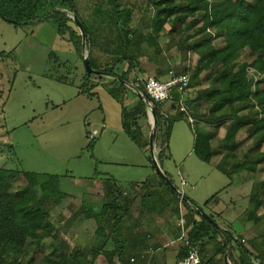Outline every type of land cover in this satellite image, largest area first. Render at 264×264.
<instances>
[{
  "label": "rangeland",
  "instance_id": "obj_1",
  "mask_svg": "<svg viewBox=\"0 0 264 264\" xmlns=\"http://www.w3.org/2000/svg\"><path fill=\"white\" fill-rule=\"evenodd\" d=\"M122 1L133 8L137 6L135 20L131 23L144 26L142 32L148 34L153 10L145 6L144 2L147 0ZM99 2L98 9L102 11L96 13L91 6L80 4L86 8V13L90 14L89 17L86 14L85 16L88 17L94 38L93 54L104 56L112 52H121L123 43L118 33L120 23H117L115 12L112 10L113 0ZM141 4L143 8L140 7ZM68 14L73 15L69 11ZM188 27L189 24L183 27L186 33L191 32ZM165 28L161 37L158 31L151 29V35L154 36L151 49H146L139 57L140 65L130 66L128 61H124L116 66L115 70H118L119 74L130 69L128 72L130 82L126 81L127 88H121L118 99L108 89L110 85L117 86L112 75L94 74L84 85L86 70L83 56L90 53L86 42L79 53L69 39V34L59 33L52 20H41L34 24L15 23L0 15V170H7L5 180L1 183L2 189L22 188L25 179L20 171H32L58 174L60 189L66 192L61 204L51 207L50 216L56 231L42 242L30 243L23 264L28 263L32 255L36 264H43L45 261L43 256L52 249L58 248L57 253H60L77 247L82 248L85 257L93 260L95 264H110V257L105 252L111 249L112 245L104 242L102 236L95 235L98 222L95 218L86 217L82 202L99 206L113 198L114 195L103 196V180L110 181L112 178L120 181L146 180L156 170L153 167L151 150H143L126 133L123 124L126 119L123 115V105L132 108L137 103L140 97L137 89L146 76L164 79L170 72H183L187 65L195 66L198 54L187 51V59L183 60L176 44L180 34L177 29L173 30L169 21ZM214 42L218 47L223 44L222 39L217 37L214 38ZM152 55H155L156 59L148 60ZM107 59L109 60L108 57ZM241 61L243 59L240 58L239 63ZM169 67L172 71L168 70ZM205 73L203 72L201 76ZM193 81L195 83V80ZM88 84H93L94 87L82 92L83 85ZM204 86V82L197 86L192 85L182 94L178 107L182 108L185 105L184 100L192 94L191 90L194 93ZM171 104L172 100L165 102L164 109L167 112L171 111ZM202 108L205 109L204 106ZM248 113L251 116H258L259 108L256 106L240 112L241 115ZM147 118L149 121V107ZM149 124L151 128L152 125ZM228 124L229 121L221 123L218 133L211 140L210 145L214 149L217 162L229 166L235 160L253 161L260 151L264 152V141L256 147L259 135L249 136L247 129L241 131L234 147L225 146L222 138ZM204 126L209 130L215 128L213 124ZM204 126L194 125L188 119L176 122L168 139V148L158 159V163L179 190L184 191V194L186 191H193L198 205L204 212L208 214L213 212L234 237H239V233L245 230L244 226L251 223L250 230L256 240V247L259 242L264 246L262 244L264 204L256 211L257 215L250 218L251 221L247 219L248 222L242 223V217L247 212L245 209L250 207L247 195L252 192L256 183L254 177L252 181L254 174L243 169L229 176L202 158L205 149L201 148L199 152L193 150L196 143L195 129L204 131ZM93 130H97L98 134L91 139L90 132ZM158 151L159 148L155 145L156 155ZM260 165L264 168V162ZM179 174L187 178V184L181 183ZM146 190L147 188L141 186L139 189L135 188V194L131 197L133 200L126 203L129 204L131 213L124 215L122 229H131L133 224L146 215L145 211L141 212L139 209L140 199ZM120 192L124 195L123 190ZM129 194L125 193L127 196ZM149 200L156 201L154 195L150 196ZM169 207L167 216L162 215V219L172 224L174 232L172 240L161 242L169 244L165 247L169 248V251L162 264H175L177 261L175 250L181 243L184 245L183 239H179L181 231L176 228L179 227L177 221L180 214L183 213L185 217L188 240L187 223L192 219L188 210L179 202ZM176 207L178 211H175ZM195 214L199 221L206 219L197 211ZM148 234L152 235V230L142 228L139 242L143 247L136 249L138 253H131L130 258L139 255L146 260L148 252L152 249L149 248L150 243L146 241L151 239ZM123 236L124 242L129 241L130 245L131 242L135 243V238L132 239L131 235ZM238 243L241 244L240 241ZM93 251L97 254L94 255ZM229 256L232 257L233 264H237V260L240 261L232 254ZM207 263L217 264L215 257L210 258Z\"/></svg>",
  "mask_w": 264,
  "mask_h": 264
},
{
  "label": "trees",
  "instance_id": "obj_2",
  "mask_svg": "<svg viewBox=\"0 0 264 264\" xmlns=\"http://www.w3.org/2000/svg\"><path fill=\"white\" fill-rule=\"evenodd\" d=\"M84 1L83 3L82 0H0V15L15 23L34 24L41 20H52L59 33L69 34V39L80 53L83 41L79 26L74 20V16H77L84 25L87 48H90V63L92 67L107 71L114 76L113 81L117 86H107L118 99L121 88H127L126 84L130 82L128 78L130 69L119 74V71L115 70L116 66L124 61H128L130 66L140 65L139 56L145 53V48L150 47L154 39L151 29L158 31L161 37L166 29L165 24L169 21L172 23L173 30L177 29L180 34L179 40L176 41L182 55L180 57L186 60L187 51H194L198 54V58L195 66L187 65L188 67H184L183 72H170L167 77L184 72L190 74L189 85L183 92H175L173 98L170 99L172 100L171 111L167 112L164 109L166 101L156 103L157 127L154 144L159 148L157 158L160 159L168 148V139L174 123L183 118L188 120L195 118L197 122H194V119L191 120L194 125L213 124L215 126L213 130L206 129L204 126V131L194 127L196 130L195 151L205 149L202 158L209 163L214 157V149L210 145L211 140L218 133L220 124L225 121H229L222 138L225 146L234 147L244 129H247L249 136L259 135L256 147L264 141V0H147L144 2L145 6L153 10L152 18L149 20L148 34L142 32L144 26L131 23L135 20L137 6L133 8L123 3L122 0H113L112 10L115 12L117 23H120L118 33L122 39L123 50L101 57L93 54L92 31L88 24L90 14L86 13V8L80 6V4L86 7L91 6L95 13L100 12L102 11L98 9L100 0ZM140 7L143 8V4ZM68 11L73 15L70 16ZM186 24H189L188 28L191 29L189 33H186L183 28ZM216 37L222 39L221 47L215 44L214 38ZM157 50L155 52H158ZM245 50L258 53V56L251 61L237 63ZM152 57L156 58L155 55ZM248 67H254L262 73L255 88H253L252 80L247 76ZM168 70H171L170 67ZM203 72L206 73L201 76ZM93 75H88L86 72L84 85ZM203 82L204 88L197 89L194 93L191 90L192 94L184 100V108H179L178 103L182 99V94L192 85L197 86ZM84 85L82 92L94 87L93 84H88V88ZM142 89H144V83L138 86L139 92ZM256 106L259 108L258 116H251L249 113L240 114L241 111L251 110ZM127 107L123 105V115L126 118L123 124L126 133L140 147L149 146L150 142L144 138L145 126L146 128L150 126L147 121L148 103L140 96L132 108ZM148 149L149 147L146 150ZM263 162L264 152L260 151L253 161L235 160L229 166L222 162L215 164L216 168L229 176L243 169L252 171L255 175L257 181L249 195L251 206L253 205L249 212L251 218L257 215L256 211L264 204V178L261 179L260 175L264 171V168L260 167V163ZM153 167L156 169L154 164ZM5 172L7 173V170H0V264H23L25 253L30 249L29 244L33 241L42 242L56 231L50 216L51 207L61 204L66 197V192L60 189L58 174L32 171H20L25 179V185L22 188L2 189L1 183L5 180ZM256 172L258 173L255 174ZM166 174L168 175L167 172ZM157 177L158 185L155 184L154 187H161L162 190L160 192L155 190L156 193L151 190L150 193L143 194L141 201L143 200L142 203L146 204V200L154 195L155 207L182 203L192 217L191 222L187 223V234L191 245L199 247V241L208 235L209 230H214L215 233L225 231L210 220L195 219L194 206L199 205L186 194L185 197L179 198L178 194L159 175ZM170 179L172 180L171 177ZM109 180L107 190L110 192L109 196L114 195L113 198L99 206L88 205L83 201V211L87 218L97 220L95 235L102 236L104 242L112 245V248L105 252L110 257V264H145V258L139 255H136V260L131 261L130 254L138 253L136 238L135 243L131 242V245L129 241L124 242L123 235L131 234L130 229H122L121 226L124 215L131 213L130 206L126 203L132 201L133 198L124 196L122 192L119 193L120 187L116 182ZM175 211H178V207ZM210 216L216 222L214 216L212 214ZM131 238L134 237L131 236ZM262 244L264 245V241ZM57 249L54 248L43 256L45 260L43 264H95L93 260L85 257L80 247L67 249L60 253H57ZM199 249L201 251L200 247ZM187 250L188 246H183L178 259L184 256ZM244 252L249 254V261L246 264H254L251 252L247 249ZM93 254L97 253L93 251ZM255 257L259 259L260 264H264V251L259 252ZM240 261L243 264L242 257ZM240 261L237 260V262ZM31 262H35L33 255L26 264H31Z\"/></svg>",
  "mask_w": 264,
  "mask_h": 264
},
{
  "label": "crops",
  "instance_id": "obj_3",
  "mask_svg": "<svg viewBox=\"0 0 264 264\" xmlns=\"http://www.w3.org/2000/svg\"><path fill=\"white\" fill-rule=\"evenodd\" d=\"M92 42L94 43L93 36H92ZM146 49L148 50L151 48L148 47V48H145V50ZM257 56H258V53H254V52H251L249 50H245V52L242 54V56L240 58L243 59V61L248 62V61L253 60ZM151 59L155 60L156 58H153L152 56L148 57V60H151ZM239 59L237 60V63H239ZM164 106H165V104H164ZM183 119H185V118H183ZM193 119L195 120V118H193ZM180 120H182V119H180ZM178 121H176V122H178ZM189 122L193 123L190 120V118H189ZM148 123H150V120L148 121ZM173 127H174V125H173ZM150 130H151V128H146V126H145L144 138H147L148 141H149V137H150ZM172 131H173V128H172ZM171 134H172V132H171ZM195 138H196V136H195ZM148 147L150 149V143H149V146H146V147L144 146L141 148L143 150H146ZM194 149H195V146H193V150ZM216 162H217L216 157H213V160L210 163H212V165L214 167H216V165H215ZM260 167H262V165H260ZM156 175L158 176L159 174L155 170L149 176L150 178H147L146 180L120 181V180H117L116 178L111 177L112 178L111 182H114V183L116 182L118 187H120V190H123L124 195H125V193L128 194V192H129L131 195L129 194L128 196L130 197L133 194H135V188L139 189L140 186L144 187V189L147 188L145 193H150L151 188H155L154 187L155 184H156V186L158 185L157 183L159 180L157 179L158 177ZM182 177L186 180V183H184V185L187 184L188 183L187 178L183 175H182ZM253 177L255 178V175H252V181H254ZM263 177H264V171L261 174V178H263ZM103 181H104V185L102 186L103 191H104L103 196L107 197L110 195V192H108V190H107V187H108L107 181H105V180H103ZM255 181H257V180H255ZM155 189H157V188H155ZM156 191L160 192V189L156 190ZM153 192L155 193V190ZM186 192H185V194L188 195L191 199H193L196 202V204H198L197 197L193 193V191H186ZM249 195H250V193L247 195L249 197V201H250ZM142 202H143V200L141 201V199H140V204L142 207L140 206L139 209L141 212L145 211L146 215L143 217V219H140V221H137L136 224H133V226L131 227L129 232H130L132 237L136 238V243H135L136 248H142L143 246L139 242L140 238H141V234H142V228L147 229V230H152V235L148 234V237L151 239L146 240L147 243H150V244H148V245H150L149 248H152V249L150 252H148V256L146 258L147 261H145L146 262L145 264H153V262H154V264H162L164 262V259H165L167 252L169 251L168 250L169 248H165V247H168L169 244L168 243L162 244L161 242L167 241V239L172 240L171 237H172V234L174 232V230L172 228V224H169L162 219V215L167 216V211H168V209H170V207H169L170 205L169 204H166V205L163 204V205L155 207L153 202H151L149 199L146 200V202H145L146 204H143ZM180 204L183 207V204L182 203H180ZM249 205H250V207L248 206L245 209V212L246 211L247 212H246V214H244V217H242V223L248 222L247 219H249V221L252 220V219H250L251 217L249 214L250 209H252L251 201L249 202ZM184 208L187 209L185 206H184ZM209 214H212L214 216L213 212L209 213ZM137 217H139V216L137 215ZM214 218H215L216 222L218 223V225L220 226V228L224 229L225 231L215 233L214 230H209L208 235L199 241V243H200L199 247L201 248L200 253L202 256L203 264H208L207 263L208 260L212 257H215L217 264H233L232 263L233 259L231 256H229V254H232L236 258H239V260H241V256H242L243 257V264H246V262L249 261V254L244 252L245 249H247L249 252H251L250 255H252L253 263L254 264H260L259 259H257L255 257V255L258 254L259 252H263L264 247L261 245L260 242H259L260 244L258 245V247H256L257 246L255 244L256 240L254 239V235H252V232L250 230L251 223H248V225L244 226L245 230H244V232L239 233V237H234L233 233H231L227 228H225L224 227L225 225L220 223L218 221L217 217L214 216ZM195 219L199 220V217H197L195 215ZM176 228H178L180 230L179 227L176 226ZM239 241L241 244L238 243ZM182 245H183V243H181L180 247L175 250V253L177 254L175 257L177 258V260H178V256L181 252L182 247L185 246V243L183 246ZM237 263H241V262H237Z\"/></svg>",
  "mask_w": 264,
  "mask_h": 264
},
{
  "label": "built area",
  "instance_id": "obj_4",
  "mask_svg": "<svg viewBox=\"0 0 264 264\" xmlns=\"http://www.w3.org/2000/svg\"><path fill=\"white\" fill-rule=\"evenodd\" d=\"M247 76L252 80L253 88H255L256 83L262 77V73L254 67H248ZM143 83L144 90L146 91L148 97L154 100L155 103H163L173 98L175 92H183L185 87L188 86L190 83V74L187 72L181 74H174L167 79H159L155 76L148 75L146 76ZM149 98L144 97V100L148 103L150 112ZM97 134L98 131L93 130L92 132H90V138L94 139ZM178 173L181 174L180 171ZM180 179L182 184L186 183V180L182 177V175H180ZM177 225L180 227L181 231L179 239H183L185 245L188 246V250L187 253L181 258H179L175 264H203L199 247L191 245L186 237L185 217L183 213L180 214V217L177 221ZM134 260L135 257L131 256V261Z\"/></svg>",
  "mask_w": 264,
  "mask_h": 264
},
{
  "label": "water",
  "instance_id": "obj_5",
  "mask_svg": "<svg viewBox=\"0 0 264 264\" xmlns=\"http://www.w3.org/2000/svg\"><path fill=\"white\" fill-rule=\"evenodd\" d=\"M74 20L76 21V23L79 26V29H80L81 35H82L83 47H85L86 35H85V31H84V25H83L82 21L80 19H78L77 16H74ZM83 62H84L85 70H86L88 75H91V74L110 75V73L107 71L92 67V65L90 63L89 55L83 56ZM137 92L143 98L144 97L149 98L144 89H142L140 92L137 89ZM149 100H150V112H151V113L149 112V116H150V123L152 125L151 130H150L149 142H150V150L152 152L153 164L155 165L156 171L159 174V176L178 194L179 198H183V197H185L184 192L178 189V187L174 184V182L170 179V177L166 174V172L161 168L160 164L158 163V158H157V155L155 153V144H154V137L156 135V127H157L156 126L157 125L156 103L154 102V100H152L150 98H149ZM194 209H195V211L203 214V216L206 219L210 220L215 225H218V223L212 219L210 214L205 213L204 210L200 206H194Z\"/></svg>",
  "mask_w": 264,
  "mask_h": 264
}]
</instances>
